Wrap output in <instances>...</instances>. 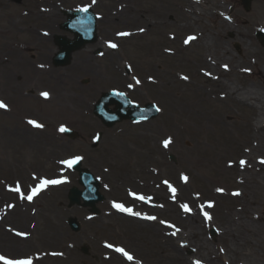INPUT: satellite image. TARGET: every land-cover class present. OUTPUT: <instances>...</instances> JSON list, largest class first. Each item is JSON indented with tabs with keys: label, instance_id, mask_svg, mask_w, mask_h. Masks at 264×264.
I'll return each mask as SVG.
<instances>
[{
	"label": "rangeland",
	"instance_id": "obj_1",
	"mask_svg": "<svg viewBox=\"0 0 264 264\" xmlns=\"http://www.w3.org/2000/svg\"><path fill=\"white\" fill-rule=\"evenodd\" d=\"M250 3L247 11L241 0H0V101L7 106L0 108V256L32 264H181L166 241L179 245L183 222L195 213L212 222L198 232L214 251L216 217L230 211L258 234L228 260L264 264V222L255 217L264 214V117L236 94L252 88L264 103V47L255 37L264 32V0ZM84 6L97 14L98 41L54 67L62 12ZM46 81L49 95L41 98ZM109 90L155 104L158 116L105 127L93 109ZM62 126L76 136H64ZM77 156L99 182L96 212L68 201L70 188L82 187L63 161ZM42 179L62 182L28 200ZM178 248L190 264L200 259L192 247Z\"/></svg>",
	"mask_w": 264,
	"mask_h": 264
},
{
	"label": "water",
	"instance_id": "obj_2",
	"mask_svg": "<svg viewBox=\"0 0 264 264\" xmlns=\"http://www.w3.org/2000/svg\"><path fill=\"white\" fill-rule=\"evenodd\" d=\"M242 1L245 9H248L251 0ZM66 14L67 21L61 24V28L73 33L74 38L67 39L63 36H55L56 44L59 47V52L53 58L55 65H66L73 51L81 49L87 43H94L97 39L96 17L90 8H87V11H68ZM256 35L264 45L263 33L258 32ZM110 104H115V111L108 108ZM94 113L99 116L106 126H111L122 119L137 121L153 118L157 115V109L152 103L139 107L132 104L124 94L112 91L102 95L95 106ZM64 132L69 136H75L74 132L67 129ZM73 168L79 173V183L83 186V190L72 187L68 196L70 203H79L81 198L84 206H89L91 211L96 212L95 203L102 199L98 191L97 179L89 171L80 168L79 162L73 164ZM69 225L74 231L79 229L75 219H70ZM83 250L85 251V249Z\"/></svg>",
	"mask_w": 264,
	"mask_h": 264
},
{
	"label": "bare ground",
	"instance_id": "obj_3",
	"mask_svg": "<svg viewBox=\"0 0 264 264\" xmlns=\"http://www.w3.org/2000/svg\"><path fill=\"white\" fill-rule=\"evenodd\" d=\"M191 7V6H190ZM248 47V46H247ZM249 48V47H248ZM47 70V67L45 66V70ZM49 75V74H48ZM50 82L46 81L45 88L43 91L37 92L41 96V93L49 92L47 91L50 86ZM53 86V85H52ZM53 89V87H51ZM46 90V91H45ZM238 93L237 95L241 94V100L243 101H250L252 103V109L255 108L259 111V114L263 115L264 117V103L261 102V97L258 98L257 90H253L252 88H244L243 91H240L236 89ZM230 96L233 94L235 95V91L232 89L229 91ZM232 93V94H231ZM49 94V93H48ZM235 99V98H234ZM194 117H197L195 113H193ZM199 118V117H197ZM250 129L255 131L256 126L250 124ZM246 132V130H245ZM247 133V132H246ZM245 133V134H246ZM256 150V148H254ZM245 153L249 155V159H252L253 150L250 149V151H245ZM246 160H248L246 158ZM179 186V193L182 195H186L188 192V189L185 188L182 184H178ZM234 195H237L238 191L236 190L233 192ZM166 197V195H164ZM243 197L247 199V197L243 194ZM243 209L239 208L236 212H241ZM239 213H232L228 212L224 214L223 216H217L216 217V223L214 225L218 229V242L214 245V251H212L209 244L203 239L202 234L198 232V227L202 225V223H212L209 220H205L202 217L198 215V213H195L192 217L187 218L183 222V228L185 230V236L183 235L181 237L180 242H178L179 245L173 246L172 240H167L166 243H168L172 250H174L173 254H170L172 257V260L175 262H178L180 260L181 264H190L187 261V257H185L183 254H181L180 249L178 247H192L193 250L196 252L197 256L201 260V264H218L216 260L222 261V264H242L241 262H238L237 259L234 260H228L230 256L237 258L239 252L242 249V246L246 243H248L249 238L256 236L258 232L255 231L253 225L248 224V220H244L243 218L238 216ZM260 221L264 222V214L261 215H255ZM251 220V219H250ZM254 218L252 219V221ZM156 233L160 232L159 227H156ZM165 234V233H164ZM169 238V237H168ZM167 238V239H168ZM172 238V237H171ZM220 249H224L225 255L222 256L219 253ZM205 261V262H204ZM204 262V263H203ZM244 264V263H243Z\"/></svg>",
	"mask_w": 264,
	"mask_h": 264
},
{
	"label": "snow or ice",
	"instance_id": "obj_4",
	"mask_svg": "<svg viewBox=\"0 0 264 264\" xmlns=\"http://www.w3.org/2000/svg\"><path fill=\"white\" fill-rule=\"evenodd\" d=\"M93 2H95V0H93ZM83 11H87V9H83ZM141 31H143V30H141ZM120 35H125L126 36V35H129V33H120ZM192 39H194V37H189L188 38V40H192ZM188 40H186L185 43H187ZM109 47L116 48L117 45L114 44V43H110L109 44ZM226 67L227 66L225 65V68ZM184 79H187V77H184ZM136 83L139 84L140 81L139 80H136ZM129 87H131V85H129ZM41 95L44 96L45 98H47L49 94L47 92H44V93H41ZM6 107L7 106L2 101H0V108H6ZM157 110H159V109H157ZM29 123L34 124V126H36V127H42V125L37 124L35 121H29ZM60 131H65V129L63 128V126L61 127ZM169 143H170L169 140H165L164 141V146L167 147ZM81 159H82V157L77 156V157H74L72 159L65 160V161H63V163L66 164L70 168V167H72L73 164L77 163ZM244 163H245L244 161H241V164H244ZM183 179L185 181H187L188 178L185 176V177H183ZM61 182L62 181H60V180L42 179L41 182H40L39 187L38 188H34L32 190V195L27 196V199L28 200H31L32 199V196H34L44 186H46L48 184H59ZM165 183H167V182H165ZM169 187H171V186H169ZM171 190H172L173 193L176 192V189L175 188H172ZM15 191L19 192L20 189L17 187L15 189ZM218 191H222V190L218 189ZM236 194L238 195L239 193H236ZM141 199H143V197H141ZM211 206L212 205L209 204V207H211ZM113 207L119 209L120 211L131 212V209L125 208L122 204H115L114 203L113 204ZM181 207L185 211H190L189 206L187 204H183V205H181ZM135 215L140 216V213H135ZM204 216H205L206 219H211V217L209 216V214L207 212L204 213ZM146 218H148V219H155V217H146ZM161 222L164 223L163 221H161ZM177 231H179V229H177ZM172 234L175 235V232H173ZM106 246L107 247H112L111 244H108ZM115 250L117 252L122 253L128 260H132L133 259V257L128 252H126L123 248H116ZM0 261H3V264H32V261L30 259L12 260V259H7L4 256H0ZM194 264H201V261H199V260L194 261Z\"/></svg>",
	"mask_w": 264,
	"mask_h": 264
}]
</instances>
